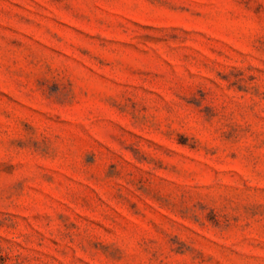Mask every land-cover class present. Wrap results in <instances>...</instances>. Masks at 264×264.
Segmentation results:
<instances>
[{
  "label": "rangeland",
  "instance_id": "1",
  "mask_svg": "<svg viewBox=\"0 0 264 264\" xmlns=\"http://www.w3.org/2000/svg\"><path fill=\"white\" fill-rule=\"evenodd\" d=\"M0 264H264V0H0Z\"/></svg>",
  "mask_w": 264,
  "mask_h": 264
}]
</instances>
